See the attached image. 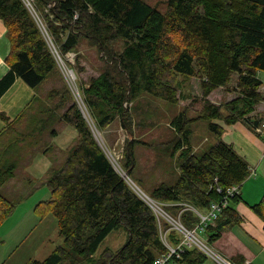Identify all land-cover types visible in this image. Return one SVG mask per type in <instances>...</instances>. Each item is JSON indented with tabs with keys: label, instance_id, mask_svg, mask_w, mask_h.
Segmentation results:
<instances>
[{
	"label": "trees",
	"instance_id": "trees-1",
	"mask_svg": "<svg viewBox=\"0 0 264 264\" xmlns=\"http://www.w3.org/2000/svg\"><path fill=\"white\" fill-rule=\"evenodd\" d=\"M33 2L39 21L23 0H0V20L10 42L5 57L8 70L0 77V96L17 78L37 88L57 75L59 87L50 90L49 98H60L52 108L39 112L49 116L53 112L59 121L76 129L79 138L61 164L51 161L49 198L35 207L38 216L50 212L56 218L63 242L43 259L28 264H154L156 257L169 250L168 245L180 243L182 235L114 169L73 99L49 43L63 60L68 52L76 51L82 39L96 46L103 68L78 89L98 130L118 119L127 132L120 167L133 180L134 147L142 141L133 136L139 123L134 118L138 108L133 109L132 104L144 94L177 104L179 75L200 79L204 103L196 117L204 120L206 129L215 136H221L223 124L247 121L252 129L259 124L261 118L251 120L249 114L264 101L260 91L263 82L258 76L264 71V0H165L163 8L147 0ZM119 40L120 49L116 48ZM218 87L236 96L213 103L208 95ZM34 108L33 104L23 109L13 119L2 113L5 125L0 135L7 129L12 131L16 121ZM192 120L194 117L184 110L170 120L174 136L165 146L171 153L180 151L179 176L175 183L157 184L152 196L148 195L172 218L179 214L180 222L189 229L194 228L197 216L185 204L205 209L219 200L227 187H240L250 175L246 160L223 140L202 152L194 151L189 127ZM13 176L11 166L0 170V187ZM238 198V194L232 197L217 218L205 225L202 232L208 242L241 222L234 206ZM13 208V200L0 188V224ZM250 208L264 227V194ZM119 226L127 230L125 243L116 251L104 248L94 256L108 232ZM161 232H165V241ZM183 247L172 257L176 264H202L207 257L195 246Z\"/></svg>",
	"mask_w": 264,
	"mask_h": 264
},
{
	"label": "rangeland",
	"instance_id": "rangeland-1",
	"mask_svg": "<svg viewBox=\"0 0 264 264\" xmlns=\"http://www.w3.org/2000/svg\"><path fill=\"white\" fill-rule=\"evenodd\" d=\"M23 2L30 9L33 17L39 21L36 13L32 10L33 0H23ZM147 2L152 5L156 4L158 8H163L165 0H147ZM41 28L44 31L42 23ZM121 45L122 41L119 40L116 48L120 49ZM67 55L72 56L71 60L67 61L68 64L65 62V65L74 70L77 88H80V85H87L86 81L89 76L98 74L103 68V59L100 58L96 46L86 39H82L76 51L68 52L65 58ZM54 57L56 58L55 55ZM76 57H79L77 63ZM57 66L62 73L58 63ZM258 76L264 85V71H260ZM235 77L236 75L233 76L231 84L234 83ZM59 83L60 80L57 75L46 80L39 87V96L35 108L18 119L13 125L12 131L7 129L0 135V170L11 166L14 175L0 187L2 193L11 198L14 203L12 212L0 224V264H28L35 259L41 260L56 245L63 242V238L58 234L56 218L50 212L40 217L35 211L36 205L40 201L48 199L50 195L47 186V179L50 176L47 168L50 160L55 165L61 164L68 150L74 146L79 138L78 131L68 124L64 129H60L62 133L57 139H54L53 135L49 137L50 125L56 124L55 121L58 120V117L53 112L50 116L47 113L39 112L40 110H46L49 106L52 108V105L58 102L60 95L50 99L49 92L53 87L58 88ZM177 83L179 87L177 90L179 95L177 104L168 103L147 94H144L132 104L133 109L138 108L134 118L135 122L139 123V126L135 125L133 128V136L139 138L142 143H137L134 147L136 149V164L135 170L131 174L133 180L128 174L127 176L149 196H152V188L160 182L169 185L177 179L181 161L180 151L171 153L165 146L174 136L173 130L169 126L173 116L184 110L187 116L194 117V120L189 124L192 132L191 144L194 151L207 150L208 146L218 140H223V134L226 133L225 129L220 137L215 136L206 129L204 120L196 117L204 103L200 79L195 76L179 75ZM68 89L76 101L69 85ZM77 90L79 91V89ZM235 96V92L231 93L223 87H218L208 97H210L211 102L218 104L224 103ZM80 97L82 99V96ZM85 111L88 114V117L85 118L86 122L95 139L98 143L103 144L106 155L109 154L113 157V160H111L108 155L109 160L121 166L123 162V144L128 137L127 132L119 130L117 121L104 129L98 130L94 126L87 108ZM51 121H54V123H51ZM238 122L236 125L241 126L244 132L237 133L232 130L235 138H232L233 135L229 134L225 137V140L232 142L236 153H247L246 146L248 143H251L255 149L259 148L253 139L248 138V135L251 133L259 140L261 138L264 140V136L255 133L247 123L240 120ZM60 123H57L56 127L60 126ZM140 123L142 126H140ZM41 124H43L42 127H40ZM235 128L237 127L235 126ZM50 138L52 142H62V147H65L62 149L56 147L51 143ZM259 151H261L260 155L263 157L264 149L259 148ZM258 175L260 173L257 170L250 174L246 180L254 179ZM258 184L264 185V174H261ZM198 208L201 211L205 210L201 207ZM196 235L214 249L211 243L208 242L205 232L196 231ZM127 237V230L123 226L113 228L101 241L94 256H98L104 248H110L112 252L116 251L125 243Z\"/></svg>",
	"mask_w": 264,
	"mask_h": 264
},
{
	"label": "crops",
	"instance_id": "crops-1",
	"mask_svg": "<svg viewBox=\"0 0 264 264\" xmlns=\"http://www.w3.org/2000/svg\"><path fill=\"white\" fill-rule=\"evenodd\" d=\"M6 30L7 28L5 24L3 23L2 20H0V77L8 70V66L5 62V57L9 53L10 42ZM98 74L90 75L89 79L91 77L97 76ZM88 80L86 82H88ZM39 87L31 88L22 79L20 78L15 79L12 85L0 96V115L3 113V115H5L6 117L13 119L17 117L22 112L23 109L28 110V108H30L33 104L35 107V104L38 101ZM263 87L264 85L262 84L260 86V91L264 95ZM208 99H210V97H208ZM263 110H264V101H261L255 106V109L249 114V117L251 118V120H255V119L257 120L258 118H261L263 114ZM115 121L118 122L119 130L124 131L120 125L119 120L116 119L112 123H115ZM60 122L59 120L55 121L56 124L60 123V126L58 127H56V124L50 125L51 129L49 130L50 131L49 137L53 135L54 139H57L60 136V134L62 133L60 129H64V127H66L67 124L63 121ZM243 122L247 123L251 127V122H247V121H243ZM51 123H54V121H51ZM237 123L239 122L237 121L233 124H227V125L223 124L224 130L226 129V133L223 134V140H225V137L228 136L229 134H232L233 135L232 138H235L234 134L232 133V130L236 131L237 133L244 132L241 126L236 125ZM4 125L5 122L0 116V133L4 128ZM231 126L234 127L236 126L237 128L234 129V127ZM248 138L253 139L258 144V147L260 149H264V140L261 137L260 138L262 141L257 139L253 134L249 133ZM50 141L60 149L65 147V146L62 147L63 145L62 142H58V141L52 142L51 138ZM226 141L233 148L232 142L225 140V142ZM259 148L255 149L253 148V145L251 143H248L246 146L247 153L238 152L246 160L249 167H254V169L256 167L255 171L258 170L260 173V175H258L254 179L245 180L239 187V192H238L239 198L237 202L234 204V206L242 216L241 222L233 225L231 228L227 230H224L219 238L211 242V245L214 247L213 250L215 251V253L218 254L219 257L228 261L230 264L231 263L264 264L263 221L250 208L252 204L260 200V198L263 195L262 193H264L263 192L264 185L261 186L258 184V182L261 179V174H264V156L262 157V155H260L261 151H259ZM50 164H51V160L49 162V166ZM178 176H179V170L177 172V178ZM202 264H221V263L214 257L207 255V257L205 258Z\"/></svg>",
	"mask_w": 264,
	"mask_h": 264
},
{
	"label": "built area",
	"instance_id": "built-area-1",
	"mask_svg": "<svg viewBox=\"0 0 264 264\" xmlns=\"http://www.w3.org/2000/svg\"><path fill=\"white\" fill-rule=\"evenodd\" d=\"M49 45L52 50V53L56 56L55 59L57 63L60 65V69L63 73L65 81L70 86L72 93L76 98V102L84 118H87L88 114L85 111L86 106L80 97L81 95L77 90L78 88L75 85L76 77L73 72L74 70L72 68H69L70 66L68 67L65 65V60L66 61L71 60L72 55H67L66 59L63 60L62 57L59 55L58 51L55 49V47L51 43H49ZM253 130L258 134L264 135V110L259 124L255 126ZM99 144L103 148V144L101 142H99ZM109 156L111 157V160H113V157L111 155ZM111 164L113 165L114 169L118 171L124 178H128L127 174H124L125 172L121 169L120 165H118L116 162L115 163L111 162ZM249 170H250L249 171L250 174H253L255 172L254 168H249ZM126 181L138 193V195L153 208V210L157 213V215L166 218L172 224V226L175 229H177L182 235V239L180 243L176 247H171L168 245L169 250L166 253L156 257L154 260V264H176L173 261L172 257L173 255L178 256L179 253L183 250L184 248L183 246L185 247L195 246L199 250L204 252L206 255L212 256L215 259H217L221 264H230L225 259L219 257L218 254H216L211 247H209L206 243H204L201 239H199V237L196 235V231L202 232L204 230L205 225L213 222L217 218L221 210L224 209L229 204L231 198L235 197L238 194L239 186L237 184H233L227 187L225 191L222 193L219 200L210 202L204 211H201L198 208H194L189 204H185L186 208L191 209L194 212V214L197 216V222L194 225V228L189 229L180 222L179 214L177 218H172L162 209L160 203L154 201L146 193H144L139 187L135 186L134 182L130 178L126 179ZM216 190L218 192H222V189L219 186L216 187ZM160 234L162 239L165 241V232L163 233L161 232Z\"/></svg>",
	"mask_w": 264,
	"mask_h": 264
},
{
	"label": "bare ground",
	"instance_id": "bare-ground-1",
	"mask_svg": "<svg viewBox=\"0 0 264 264\" xmlns=\"http://www.w3.org/2000/svg\"><path fill=\"white\" fill-rule=\"evenodd\" d=\"M135 184V183H134ZM135 186H137V185H135Z\"/></svg>",
	"mask_w": 264,
	"mask_h": 264
},
{
	"label": "water",
	"instance_id": "water-1",
	"mask_svg": "<svg viewBox=\"0 0 264 264\" xmlns=\"http://www.w3.org/2000/svg\"><path fill=\"white\" fill-rule=\"evenodd\" d=\"M125 174H127V173H125Z\"/></svg>",
	"mask_w": 264,
	"mask_h": 264
}]
</instances>
